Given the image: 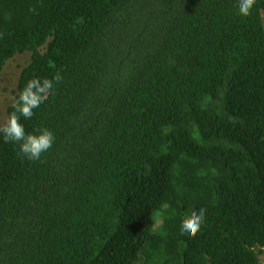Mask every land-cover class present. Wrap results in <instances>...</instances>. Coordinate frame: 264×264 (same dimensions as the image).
<instances>
[{"label": "trees", "instance_id": "trees-1", "mask_svg": "<svg viewBox=\"0 0 264 264\" xmlns=\"http://www.w3.org/2000/svg\"><path fill=\"white\" fill-rule=\"evenodd\" d=\"M25 52L15 99L63 79L21 118L54 133L48 152L0 135V264H261L264 0L249 17L237 0H0V70ZM214 163L198 192L188 167Z\"/></svg>", "mask_w": 264, "mask_h": 264}, {"label": "clouds", "instance_id": "clouds-1", "mask_svg": "<svg viewBox=\"0 0 264 264\" xmlns=\"http://www.w3.org/2000/svg\"><path fill=\"white\" fill-rule=\"evenodd\" d=\"M256 0H237L238 14L249 17ZM63 76L56 72L52 78L33 77L27 81L18 97L12 103V111L4 122L0 123V135L5 143L12 142L18 145L19 154L29 160H39L43 153L48 152L55 141L54 133L47 127H42L38 133H26L21 118L29 120L53 93L54 88L62 81ZM205 211H190L181 221V234L195 237L205 223Z\"/></svg>", "mask_w": 264, "mask_h": 264}, {"label": "rangeland", "instance_id": "rangeland-1", "mask_svg": "<svg viewBox=\"0 0 264 264\" xmlns=\"http://www.w3.org/2000/svg\"><path fill=\"white\" fill-rule=\"evenodd\" d=\"M31 52H25L15 55L9 59L4 67L0 70V123L4 122L7 118L8 106L14 102L16 97L17 82L22 68L30 61ZM188 179L193 183L195 189L198 192H205L210 194L217 189L218 182L224 178L223 168L214 163L211 166H207L205 173H198L194 170V167H188ZM210 175L212 177L210 178ZM179 186L173 187L171 201L175 202L178 198ZM178 191V192H177ZM176 203V202H175ZM156 240L157 238L154 237ZM154 240L152 241V243ZM150 246L151 243H149ZM258 252V258L261 264H264V249L256 247Z\"/></svg>", "mask_w": 264, "mask_h": 264}]
</instances>
